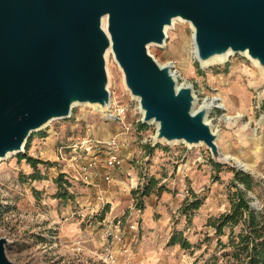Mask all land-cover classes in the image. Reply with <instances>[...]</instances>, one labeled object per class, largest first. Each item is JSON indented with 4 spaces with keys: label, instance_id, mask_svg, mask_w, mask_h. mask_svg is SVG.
I'll list each match as a JSON object with an SVG mask.
<instances>
[{
    "label": "rangeland",
    "instance_id": "1",
    "mask_svg": "<svg viewBox=\"0 0 264 264\" xmlns=\"http://www.w3.org/2000/svg\"><path fill=\"white\" fill-rule=\"evenodd\" d=\"M165 34L164 45L151 44L148 53L160 65L169 66L177 85L191 86L195 109L209 102L213 105L206 119L217 132L216 144L226 163H215L204 145L166 141L154 145L155 125L137 122L141 117L138 103L126 90L122 72L109 52L105 66L110 101L126 107L128 129L103 121L97 108L78 104L70 118L53 120L34 132L22 153L0 159V237L8 240L6 253L16 264H129L128 257L136 252L141 239L144 200L139 193L146 185L150 193L175 192L172 195L180 198V204L186 198L192 201V193L204 198L190 221L179 212L182 205L170 213L168 234L182 231V237L191 243L203 238L209 216L229 208L234 170L251 175L255 184L247 194L254 206L264 208L262 70L246 54H229L221 63L201 66L193 30L186 21L176 19ZM87 132L93 139L117 136L122 140L123 167L112 170L109 181L101 177V169L95 187L74 180L59 186L54 181L62 170L56 160L58 146L71 144ZM27 157L40 162L34 168ZM32 174L37 178H31ZM213 181L222 193H208ZM92 188L101 193H93ZM117 220L120 241L105 236L107 229L114 230ZM130 221H137L136 230L128 227ZM203 246L190 255L179 244H166L148 264H203L202 260L194 263Z\"/></svg>",
    "mask_w": 264,
    "mask_h": 264
},
{
    "label": "water",
    "instance_id": "2",
    "mask_svg": "<svg viewBox=\"0 0 264 264\" xmlns=\"http://www.w3.org/2000/svg\"><path fill=\"white\" fill-rule=\"evenodd\" d=\"M176 19L190 24L198 61L246 54L264 74V0H0V159L78 104L108 108L110 50L154 145H204L226 163L191 86L148 53ZM7 244L0 237V264H16Z\"/></svg>",
    "mask_w": 264,
    "mask_h": 264
},
{
    "label": "trees",
    "instance_id": "3",
    "mask_svg": "<svg viewBox=\"0 0 264 264\" xmlns=\"http://www.w3.org/2000/svg\"><path fill=\"white\" fill-rule=\"evenodd\" d=\"M26 159L34 168L40 162L32 157ZM233 173L229 185L234 190L228 192L229 208L217 216L207 218L204 223L207 230L203 232V238L191 243L178 230L172 231L169 237L167 244H179L190 255H194L204 244L199 255L194 256V263L202 260L203 264H264V208L254 206L252 198L247 194L255 184L251 175L239 170ZM31 178L37 176L32 174ZM66 180L62 173L54 179L59 186ZM150 191V186L146 185L139 194L143 197ZM192 196V201L187 198L184 200L179 211L187 221H190L204 199L194 193Z\"/></svg>",
    "mask_w": 264,
    "mask_h": 264
},
{
    "label": "built area",
    "instance_id": "4",
    "mask_svg": "<svg viewBox=\"0 0 264 264\" xmlns=\"http://www.w3.org/2000/svg\"><path fill=\"white\" fill-rule=\"evenodd\" d=\"M111 99V96H110ZM126 107L110 101V106L100 111V117L103 121L116 122L126 127L124 119ZM140 122V118L137 122ZM123 141L117 136L99 140L90 137L89 132L86 135L78 137L71 144H61L57 148L56 160L61 163L62 170L60 173L67 180L79 181L88 185L98 186L95 180L100 175L102 169V178L109 181L111 179V171L121 169L124 164V156L121 154ZM133 186H136L133 185ZM186 192V191H185ZM136 213L139 209H132ZM131 217L132 213H128ZM117 220L114 224V230L107 229L105 236L115 241H120L121 231ZM137 221H130L129 228L131 231L137 229Z\"/></svg>",
    "mask_w": 264,
    "mask_h": 264
},
{
    "label": "crops",
    "instance_id": "5",
    "mask_svg": "<svg viewBox=\"0 0 264 264\" xmlns=\"http://www.w3.org/2000/svg\"><path fill=\"white\" fill-rule=\"evenodd\" d=\"M162 180H166L163 178ZM115 182H120L115 180ZM95 187V185H93ZM117 189V188H114ZM208 193H222L219 190L217 181H213L209 186ZM93 193L97 192L96 188H92ZM114 193H121V191H113ZM106 192V193H113ZM181 190L177 192L178 195ZM175 192L163 191L161 193H149L143 196L144 205L141 213V222L139 223L140 229V241L137 243L136 252L128 257L129 264H148L160 254V250L166 248L168 237L172 232L168 234L166 228L169 223L170 213L174 211L182 204L180 198L177 195H172ZM158 200V201H156ZM123 212V211H122ZM188 229V228H187ZM166 237L165 242H162ZM158 241V245H157ZM158 251V252H157ZM162 256L160 255V258ZM164 259V258H163Z\"/></svg>",
    "mask_w": 264,
    "mask_h": 264
},
{
    "label": "bare ground",
    "instance_id": "6",
    "mask_svg": "<svg viewBox=\"0 0 264 264\" xmlns=\"http://www.w3.org/2000/svg\"><path fill=\"white\" fill-rule=\"evenodd\" d=\"M174 21H175V20H173V22H172V26H173ZM109 52H111V51L108 50V51L106 52V56L109 54ZM227 55H228V54L214 55V56L210 57L209 59H207L206 61H203V62L199 61V63H200V65L203 66V67H206V66H208L209 64H212V63H221L222 61H225L226 58H228ZM212 106H213V105H211V103L209 102V103H207V104H202V105H200L198 108H200V107H204V108L206 109V113H207L208 110H210V108H211ZM198 108H196V109H198ZM193 109L196 110L195 107H193ZM206 120H207V119H206ZM222 159H224V158H222Z\"/></svg>",
    "mask_w": 264,
    "mask_h": 264
}]
</instances>
